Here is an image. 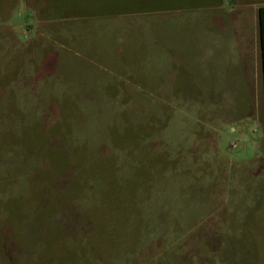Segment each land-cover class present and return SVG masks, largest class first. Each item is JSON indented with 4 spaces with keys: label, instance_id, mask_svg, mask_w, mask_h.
<instances>
[{
    "label": "rangeland",
    "instance_id": "374dc122",
    "mask_svg": "<svg viewBox=\"0 0 264 264\" xmlns=\"http://www.w3.org/2000/svg\"><path fill=\"white\" fill-rule=\"evenodd\" d=\"M261 5L0 0V264H264Z\"/></svg>",
    "mask_w": 264,
    "mask_h": 264
},
{
    "label": "crops",
    "instance_id": "0c3cea01",
    "mask_svg": "<svg viewBox=\"0 0 264 264\" xmlns=\"http://www.w3.org/2000/svg\"><path fill=\"white\" fill-rule=\"evenodd\" d=\"M259 7L256 9L255 24L253 23L252 27L243 25V32L239 34L242 56L240 57L239 61L237 60L236 62H230L229 66H232L233 69L238 70V75L249 74L251 76V87L253 88V92H255L256 87L258 89L262 87L264 104V63L262 57L260 24L258 18ZM250 201L253 202L254 200ZM238 210L241 211V208H239ZM246 212H244V214H246ZM233 214L235 215L236 212ZM230 241L231 243H229ZM236 241L233 239V237H228V239L225 240L222 250L224 261L223 264H252L249 255L251 253H249L248 250L244 249L246 247V244L243 245L242 243H240V241Z\"/></svg>",
    "mask_w": 264,
    "mask_h": 264
},
{
    "label": "trees",
    "instance_id": "16d2710c",
    "mask_svg": "<svg viewBox=\"0 0 264 264\" xmlns=\"http://www.w3.org/2000/svg\"><path fill=\"white\" fill-rule=\"evenodd\" d=\"M258 18H259V24H260V38H261V46H262V57H263V63H264V5L259 7ZM263 74H264V64H263Z\"/></svg>",
    "mask_w": 264,
    "mask_h": 264
}]
</instances>
